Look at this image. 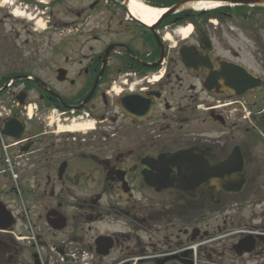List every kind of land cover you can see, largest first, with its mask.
<instances>
[{
	"label": "flooded vegetation",
	"instance_id": "1",
	"mask_svg": "<svg viewBox=\"0 0 264 264\" xmlns=\"http://www.w3.org/2000/svg\"><path fill=\"white\" fill-rule=\"evenodd\" d=\"M0 103V264H245L264 243H204L264 228V0H0Z\"/></svg>",
	"mask_w": 264,
	"mask_h": 264
},
{
	"label": "bare ground",
	"instance_id": "2",
	"mask_svg": "<svg viewBox=\"0 0 264 264\" xmlns=\"http://www.w3.org/2000/svg\"><path fill=\"white\" fill-rule=\"evenodd\" d=\"M208 6L211 7V6H214V4L208 5ZM131 7H134L135 10H138L140 12V14L142 15V17L148 22L154 21L158 17V15L161 13L160 11L151 12L148 10V8L144 7V5H141V4L140 5H132ZM87 126L90 127L91 124L87 125ZM82 127H85V126H82ZM72 128L75 129V128H81V127L80 126H73Z\"/></svg>",
	"mask_w": 264,
	"mask_h": 264
},
{
	"label": "water",
	"instance_id": "3",
	"mask_svg": "<svg viewBox=\"0 0 264 264\" xmlns=\"http://www.w3.org/2000/svg\"><path fill=\"white\" fill-rule=\"evenodd\" d=\"M237 248H239V247H237ZM238 252H239V254H241L242 251H238Z\"/></svg>",
	"mask_w": 264,
	"mask_h": 264
}]
</instances>
